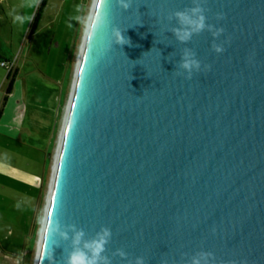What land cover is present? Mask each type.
Here are the masks:
<instances>
[{"label":"water","instance_id":"1","mask_svg":"<svg viewBox=\"0 0 264 264\" xmlns=\"http://www.w3.org/2000/svg\"><path fill=\"white\" fill-rule=\"evenodd\" d=\"M202 2L224 31L181 43L168 17L193 0H94L105 22H87L34 264H65L70 225L109 228L110 264H264V0Z\"/></svg>","mask_w":264,"mask_h":264},{"label":"rangeland","instance_id":"2","mask_svg":"<svg viewBox=\"0 0 264 264\" xmlns=\"http://www.w3.org/2000/svg\"><path fill=\"white\" fill-rule=\"evenodd\" d=\"M94 0H0V264H34L54 156ZM22 256L21 263L16 261Z\"/></svg>","mask_w":264,"mask_h":264},{"label":"clouds","instance_id":"3","mask_svg":"<svg viewBox=\"0 0 264 264\" xmlns=\"http://www.w3.org/2000/svg\"><path fill=\"white\" fill-rule=\"evenodd\" d=\"M117 3L124 10L130 7V0H117ZM205 11L202 0H193L192 7L184 10H175L170 13L168 19H174L176 22L175 26L170 30L179 42L186 43L194 34H199L204 30L209 31L214 38L218 37L224 31L222 27H215L206 22L207 17ZM222 17V13L217 14V19H221ZM104 22L105 13L103 11L96 13L90 18V23L97 28ZM112 37L114 38L113 42L118 45L129 42L117 27L112 28ZM211 47L217 53L224 50L221 44L215 42V39ZM178 68L183 70V72L178 73L179 75L186 73V78H191L194 71H200L201 62L196 58L194 51L184 49L178 62ZM69 227L72 229L70 237L71 249L65 257V264H98L101 261L103 264H110L109 257L102 255L105 252L106 244L111 238V230L109 228L102 227L96 233L95 237L87 239L83 228H76L74 225H70ZM47 231L50 234L59 233L64 240H69L68 233L59 230L58 219L49 222ZM116 254L121 257L127 255L122 249H117ZM135 260L136 264H144L143 257H136Z\"/></svg>","mask_w":264,"mask_h":264},{"label":"crops","instance_id":"4","mask_svg":"<svg viewBox=\"0 0 264 264\" xmlns=\"http://www.w3.org/2000/svg\"><path fill=\"white\" fill-rule=\"evenodd\" d=\"M2 58V56L0 55V59ZM1 78H2V75H1V70H0V85H1ZM5 109H6V92L4 93L2 91V87H0V115L2 113H5ZM18 261L19 257L16 258ZM20 262V260H19ZM21 263V262H20Z\"/></svg>","mask_w":264,"mask_h":264},{"label":"built area","instance_id":"5","mask_svg":"<svg viewBox=\"0 0 264 264\" xmlns=\"http://www.w3.org/2000/svg\"><path fill=\"white\" fill-rule=\"evenodd\" d=\"M0 65L4 66L7 69V72L9 74V72H10V70L12 68V62L11 61L10 62L9 61H4V60L0 59Z\"/></svg>","mask_w":264,"mask_h":264},{"label":"bare ground","instance_id":"6","mask_svg":"<svg viewBox=\"0 0 264 264\" xmlns=\"http://www.w3.org/2000/svg\"><path fill=\"white\" fill-rule=\"evenodd\" d=\"M91 14V13H90ZM89 18H90V15H89ZM67 108V107H66Z\"/></svg>","mask_w":264,"mask_h":264},{"label":"flooded vegetation","instance_id":"7","mask_svg":"<svg viewBox=\"0 0 264 264\" xmlns=\"http://www.w3.org/2000/svg\"><path fill=\"white\" fill-rule=\"evenodd\" d=\"M20 260V259H19ZM21 262V261H20Z\"/></svg>","mask_w":264,"mask_h":264}]
</instances>
